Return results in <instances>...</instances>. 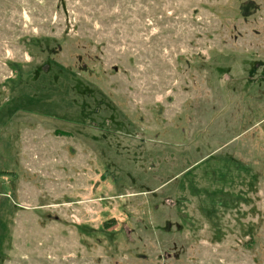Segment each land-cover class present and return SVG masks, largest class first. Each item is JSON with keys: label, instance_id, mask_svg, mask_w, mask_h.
<instances>
[{"label": "rangeland", "instance_id": "374dc122", "mask_svg": "<svg viewBox=\"0 0 264 264\" xmlns=\"http://www.w3.org/2000/svg\"><path fill=\"white\" fill-rule=\"evenodd\" d=\"M0 264H264V0H0Z\"/></svg>", "mask_w": 264, "mask_h": 264}]
</instances>
